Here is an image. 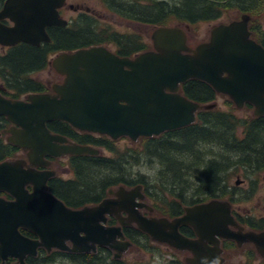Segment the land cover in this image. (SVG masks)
<instances>
[{
  "label": "water",
  "instance_id": "water-1",
  "mask_svg": "<svg viewBox=\"0 0 264 264\" xmlns=\"http://www.w3.org/2000/svg\"><path fill=\"white\" fill-rule=\"evenodd\" d=\"M66 1L6 0L0 10V45L39 47L50 42L48 27L68 25L59 12ZM251 19L244 14L239 20L215 26L210 41L196 48L188 45L186 30L190 26H157L151 35L153 49L133 58L121 57L106 46L59 54L51 64L65 80L54 85L53 95L33 94L28 101H14L0 94V117L14 125L7 131L9 143L27 152L29 163L36 167L48 156L101 155L91 145L66 144V138L51 133L47 122L62 121L80 132L113 141L127 137L132 142L188 128L196 123L197 113L217 107V103L202 105L183 95L182 85L193 80L227 96L238 110L250 104L255 118L264 117V47L252 38ZM4 20L14 26L4 25ZM25 166V160L0 164V190L16 198L14 202L0 198L3 264L8 257L26 264V256L36 255L39 247L90 253L99 245L121 259L130 244L118 237L124 239L122 226L131 224L155 242L193 251L196 264L206 256L196 253L199 243L183 236L181 226H192L202 240L219 236L257 242L261 238L255 233L228 235L223 223L228 221L225 211L230 213L229 204L222 201L186 208L185 216L172 221L146 218L138 211L146 205L136 202L145 200L142 185L111 190L115 198L72 210L48 192L53 171L38 172ZM29 184L35 186L31 195L26 191ZM123 211L129 215L126 220L119 216ZM108 216L118 217L121 226H106ZM20 228L38 234L41 241L24 237ZM67 242L74 247L69 248Z\"/></svg>",
  "mask_w": 264,
  "mask_h": 264
},
{
  "label": "trees",
  "instance_id": "trees-1",
  "mask_svg": "<svg viewBox=\"0 0 264 264\" xmlns=\"http://www.w3.org/2000/svg\"><path fill=\"white\" fill-rule=\"evenodd\" d=\"M5 1L0 0V8ZM103 4L113 16L152 27L169 26L173 22L196 25L217 20L229 11L253 17L257 16L259 9L264 10V0H103ZM79 16L83 17L74 20L69 28H57L51 32L54 43L51 47L47 45L41 50L24 45L6 54L0 53V80L19 94L42 92L43 86L31 75L45 70L50 55L55 53L113 45L119 56L134 57L152 50L141 35L123 33L112 25L105 26L88 17L98 16L97 13ZM256 19L252 20L250 30L264 47V31L253 23ZM182 91L189 100L202 105L217 101L213 88L201 81H189L182 85ZM228 106L230 112L201 111L197 123L188 128L159 137L141 138V147L135 149H122L105 136L99 139L83 136V144L104 148L110 156L75 158L71 163L75 181L59 183L60 187L52 184L54 194L75 208L97 204L106 197L109 189L144 183L130 181L127 170L129 166L134 168L147 161L148 165L156 162L161 165L154 181L160 194H154V199L159 205L164 204L163 200L167 204L179 202L178 190L184 189L195 190L194 199L216 197L226 170L233 168L236 173L243 168L245 172H264V117L238 118L232 101ZM245 108L253 110L249 104ZM241 130L242 136L239 135ZM207 146L210 147L208 152L205 151ZM16 152L17 148L2 146L0 140V162ZM187 202L184 199V203ZM109 260L106 257L103 261L108 263Z\"/></svg>",
  "mask_w": 264,
  "mask_h": 264
},
{
  "label": "flooded vegetation",
  "instance_id": "flooded-vegetation-1",
  "mask_svg": "<svg viewBox=\"0 0 264 264\" xmlns=\"http://www.w3.org/2000/svg\"><path fill=\"white\" fill-rule=\"evenodd\" d=\"M3 5H2V7H3ZM2 7L0 8V10L2 9ZM68 9L70 11L76 13L77 16H74V17H71L70 19H68L67 16H65ZM59 12L61 15L60 17L62 19H65L68 21V25L66 27H57V26L48 27L47 33L51 38L50 42L42 43L39 47H35V46L28 45L25 43H20L14 47H3L0 45V53L6 54V53H8L9 50L15 49V48H18V47H21L24 45H28L31 47H35V48H39L41 50H44L47 45L51 47L54 44L53 39L51 37L52 31L56 30L57 28H69L74 20L79 19L80 17H83V16H79V15H83V14L93 15L96 13L95 11H90L88 8H86L82 5H71L68 3V0L66 1L64 7L62 9H60ZM88 17H91L92 19L100 21V22H101V17L103 18V16H88ZM113 17L115 18L113 22L108 21V23L107 22L105 23L103 21L102 24H104L105 26H107V25L111 26L112 25L114 27H115V25H121L122 22L133 23V24H142V23H134V22L126 21V20H123L121 17H118V16H113ZM241 17H240V19H241ZM252 20H253V17L249 23V29L251 27ZM2 23L6 26H9V27L14 26V24L12 22H10L9 20H4V21H2ZM200 23H203V22H200ZM225 24H228V23H225ZM142 25L148 26V24H142ZM183 25L186 27L190 26L189 24H182V26ZM186 32H187V36H188L190 29L186 30ZM124 33H132V32L129 30L128 31L126 30V31H124ZM135 33H138V32H135ZM210 38H211V33H210L209 39H207V41H205V42L210 41ZM252 38L254 40H256L254 38V34H253ZM189 41H190V39L188 36V45H189ZM205 42H203V43H205ZM83 49H85V48H83ZM152 49H153V47H152ZM74 52H70V53H74ZM61 53H69V52H58V53H55L53 55H50L47 68L50 67L51 69H54L52 67L51 62L56 56H58ZM131 58H133V57H131ZM43 71H41V72H43ZM54 71L56 72L55 69H54ZM41 72H39V73H41ZM39 73H36V74H39ZM36 74L35 73L32 74L31 77L33 79L37 80L43 86L42 92H28L25 94H19L17 92L10 90L7 87L6 83L0 80V82H1L0 94L2 96L6 97L7 99H10V100L28 101V96L33 95V94H52L53 95L54 94V91H53L54 85L62 84L65 80V77H63L57 73L58 76L61 77V80L59 82H55V83L43 82V81L35 78L34 75H36ZM218 96H220V95L217 94V97ZM203 112L224 113V112H222L220 110H216V109L203 110ZM196 117L198 120V113L196 114ZM13 126L14 125L7 118L0 117V134H1L0 140H1L2 146L11 145V146L17 148V152L13 156L1 161L0 164L3 162H7V161L25 160V161H27V166H25V169L33 168L34 170H36L38 172L53 171L54 172V174L52 175L53 177L49 178L47 181L48 192L50 194H52L56 199L62 201L67 208L72 209V210H81L86 206L97 205L105 199L115 198L113 195L110 194L111 190L117 191L120 187H125L127 190H131L138 185L143 186L142 193L145 196V200L143 201L141 199H136V202L137 203L143 202L146 205L142 209H138V211L140 212V214H142L143 216H145L146 218H149V219H151V218H166L169 221H172L173 219H177V218H181V217L185 216L186 215V208L193 207V206L200 205V204H205V203H208L210 201H222V202L229 204L227 209L230 211V213L228 212L229 214H227V212L225 211V214L228 217V221L227 222L225 221V223H223V228L227 230L228 235L240 234V233L241 234L255 233L257 236H260L261 238L258 239L257 242L248 241L249 239L244 238V237L242 239L238 240V239H233L232 237L222 238L219 236H217L215 238H206V239L202 240L198 236L197 232L195 231V229L192 226H190V225L181 226L179 229V232L183 236H185L186 238H188L189 240H191L193 242L199 243V246L196 249V253L197 254H203L206 256V258L204 260L200 261L199 264L200 263L201 264H264V175L262 178L263 185H262L261 191L257 190V192H255L256 184L251 183V186H253L252 189H250L247 193H242V191H239V188L241 187V185L245 184L244 181L239 178L240 180L238 179L235 182L236 187H233L230 183L231 178H232L231 169H228V170H226L225 175L223 177V180L221 182V187L219 189V193L214 198L213 197L208 198L207 196H204V197L199 198V199H197V198L194 199V198H192L191 194H192V192H196V191L184 189V190H178V194H179L178 197L180 198V201L176 202L175 204H167L162 199L164 202V204L162 206H164L166 208L165 213H167L165 216H156L155 215V213L157 212L156 209L159 208V205L156 202V200L154 199L155 198L154 194L157 193V195H160L158 193L157 188H155V186L153 184L155 180H151V181L148 180V184L147 183H141V184H134V185L133 184L119 185L117 187L109 189L106 197L104 199H102L101 202H99L97 204H88V205H85V206L80 207V208H75V207L70 206L67 202L63 201L62 199H60L59 197H57L54 194L52 184L60 187L61 184H59V183H65V182H72L73 183L76 179V174L73 171L71 163L73 160H75V158L84 157V156H67V157H63V158H53V157L48 156V157H46V160L42 163V165L34 167L29 163V158H28L27 152H25L22 148H19L15 145L9 143L8 140L11 137V134L8 133L7 131ZM47 128L51 131L52 134L59 135V136L66 138L67 139L66 144L86 145V144H83L82 141H83V136H87V135L93 136L95 139H99V138L104 137V135H95V134H91V133L80 132L79 130L73 128L68 123H65L62 121L47 122ZM105 137L110 139L107 136H105ZM110 140H112V139H110ZM126 140L131 141L127 137H122L119 140L115 141V143H117L119 145L120 142H123ZM91 146H94V145H91ZM94 147L99 148L101 150V155L103 154L104 148H101L98 146H94ZM19 155H20V157H19ZM90 157H92V156H90ZM63 169L65 170V172L61 171ZM253 174L255 175V174H262V173H254L253 172ZM244 175H246V177L249 179L252 174L248 175V172H247ZM130 181H134V180L130 179ZM237 182H239L240 184L237 185ZM26 191L29 193V195L33 194L35 191V186H33L32 184L27 185ZM238 195L240 196V198H237ZM257 195H259V198L257 200H255V197ZM0 198L4 199L7 202H14L16 200V198H14L10 193H8L6 191H1V190H0ZM184 199H187L188 202L184 203ZM167 201H169L168 198H167ZM192 201H194V202H192ZM257 201L260 202L259 205L257 206V205L252 204L253 205L252 208L247 207V208L243 209L240 206L237 207L235 205V203H244V202L256 203ZM119 216L121 217L122 220H126L129 218V215L125 211H123L121 213V215H119ZM106 226H108V227H120L121 225H120L119 218L116 216H108V222H107ZM19 231L24 237H26L30 240L41 241L38 234L31 232L30 230H28L26 228H20ZM122 233H123L125 238L122 239L121 237H118L120 242H128L130 244V247H129L128 251L123 254L121 259H115L114 258L115 253L112 250L97 245V251L96 252H90V253H88V252L72 253L69 251H63V250L57 249L56 247H53L52 250L49 251L47 247H39L36 255H27L26 256L25 262H26V264H60L59 261L62 260V261H68L72 264H108V263H106V261L105 262L103 261L104 259H106V257H108V258L112 259V262L119 263V264H125L122 260L123 257L127 253H129L130 250H136L137 246H138V244H140V242L145 241L147 243V245L145 247V251L149 250L150 244H153V245L157 244L159 246L160 245L166 246L165 250L167 252H169V255L167 256L168 259L169 258L177 259L182 255L181 261L180 260H171L169 262V264H196V263H194L195 262V255H194L193 251L178 249V248H175L173 246H170L169 244H161V243L155 242L152 240V237H150L148 234L140 231L136 224L122 226ZM82 236H83V233H82ZM67 246L69 248L74 247L73 244L70 242H67ZM151 247H152V245H151ZM139 249H141V248H139ZM174 255H176V258ZM155 257H156L155 254H151V257L148 260V264H157L156 262L153 261V259H155ZM218 261H219V263H217ZM0 264H3V260L1 258H0ZM5 264H18V259L14 258V257H8V259L5 261Z\"/></svg>",
  "mask_w": 264,
  "mask_h": 264
},
{
  "label": "rangeland",
  "instance_id": "rangeland-1",
  "mask_svg": "<svg viewBox=\"0 0 264 264\" xmlns=\"http://www.w3.org/2000/svg\"><path fill=\"white\" fill-rule=\"evenodd\" d=\"M68 3L71 5H82L86 8H88L90 11H95L98 16H103V18L101 17V23H103V21L106 23H108V21L113 22L114 21V17L113 15L105 8L104 4H103V0H68ZM259 13H256L257 16H253V19L256 17V21H253V23H256V25H260L264 31V10L259 9ZM65 16H67L68 19H70L71 17L77 16L76 13L70 11L69 9L67 10ZM241 14L238 11H229L226 14L222 15L219 19L214 20V21H207V22H203V23H198L196 25H191L190 26V32L188 33L189 36V46L192 48H195L196 46H198L199 44L207 41V39H209L210 37V33L211 30L222 23H230L234 20H238L240 19ZM182 22H173L171 23L169 26L174 27V26H181L182 28L185 29L186 26H182ZM115 28L118 29L119 31L123 32L124 31H131V32H138L137 34L141 35L143 38V41L147 44L150 45V49H152V40H151V35L153 33V31L155 30V27L152 26H145L142 24H133V23H124L122 22L121 25H115ZM110 50L112 51H116V47L113 45H108L107 46ZM35 78L43 81V82H51V83H55V82H59L61 80V77L58 76V74L54 71V69H51L50 67H48L46 70H44L43 72L34 75ZM1 84V82H0ZM230 100L228 99L227 96L224 95H220L217 97V109L222 111V112H230L231 110H229V106H228V102ZM215 108V109H216ZM234 114L238 117V118H251L252 114H253V110H249L247 108H244L242 110H238L237 108L234 107ZM239 135L242 136V130L239 132ZM141 140H138V142H132V141H123L119 143V147L120 148H125V147H129V148H134L135 147H141ZM208 148H210L209 146L205 147V151L208 152ZM106 157L110 156V153L108 151H106L105 149H103V154ZM20 157V155H19ZM161 170V165L159 163H153V165H148L147 161H144L140 166H136L134 168H132V166L128 167V175L129 178L131 180H135V181H143L144 183L148 184V180H156L158 174L160 173ZM62 172H65V170H61ZM247 172H245V170L243 168L238 169V171L235 173L234 169H231V185L233 187L235 186V182L240 178L241 180L244 181L245 184L241 185V187L239 188V191H242V193H247L250 189H252L253 186H251V183H255L256 184V190L255 192H257V190H262V185H263V175L262 174H253V172L248 171V175L252 174L251 177L248 179L246 177ZM254 175V176H253ZM239 179V180H240ZM154 184V183H153ZM193 194V192H192ZM191 194V195H192ZM237 198H240V196L238 195ZM259 198V195H257L255 197V200H257ZM259 201H257L256 203H235V205L238 207L240 206L241 208L245 209L247 207L252 208L253 205H259ZM159 205V204H158ZM256 206V207H257ZM166 208L162 205H159V208L156 209V216H165L167 213H165ZM147 243L145 241L140 242V244H138L137 249L136 250H130L129 253H127L124 257H123V262L125 264H148V260L151 257V254H155L156 257L155 259H153L154 262H156L157 264H169V262L171 260H180L182 259V255L177 258V259H172L169 258L168 259V255L169 252H167L165 250L166 246H159L157 244H150L149 245V250L145 251V247H146ZM152 245V247H151ZM141 248V249H139ZM175 253V252H174ZM163 254V255H162ZM176 258V255H174ZM158 257V258H157ZM153 258V257H152ZM60 264H72L68 261H59ZM112 263V259H110L108 261V264Z\"/></svg>",
  "mask_w": 264,
  "mask_h": 264
}]
</instances>
